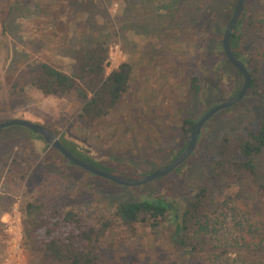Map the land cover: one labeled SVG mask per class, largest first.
Here are the masks:
<instances>
[{
    "label": "rangeland",
    "instance_id": "rangeland-1",
    "mask_svg": "<svg viewBox=\"0 0 264 264\" xmlns=\"http://www.w3.org/2000/svg\"><path fill=\"white\" fill-rule=\"evenodd\" d=\"M234 1L185 0L178 4L177 16L173 13L151 22L159 11H148L142 0H85L74 5L62 0L67 12L62 17L73 28L68 35L60 31L58 37L48 24L53 18L51 13H31L36 2L46 6V0H0L1 94L13 78L40 61L70 74L69 65L74 59L67 41L92 30L107 44L106 76L124 63L133 67L129 89L117 108L92 129L77 120L81 104L75 95H37L29 83L24 86L30 101L13 111L0 112V122L25 119L48 127L58 132L75 156L122 178L142 179L162 170L177 158L184 145V119L189 116L197 122L207 110L231 98L242 82L226 62L222 45L227 12ZM14 4L20 6L5 31L1 22L6 19L9 5ZM58 5L51 7L58 10ZM244 13L242 30L248 53L263 39L253 32L250 22L255 15L264 16V0H248ZM45 37L55 41L46 43L42 39ZM195 73L201 75L198 96L189 88ZM228 109L203 127L196 150L185 163L156 182L136 187L98 177L60 154V161L43 166V141L35 140L25 127L1 130L0 169L2 160L22 141L35 145L38 159L32 169L33 179L16 184L15 193L4 178L0 181V209L1 204L11 203L10 213L1 219L0 264H61L37 254L26 237L23 208L37 198L51 208L81 211L88 219H97L112 200L162 198L172 214L183 211L210 178L221 157L222 139L244 134L264 119V99L253 94ZM64 140L81 146L92 157ZM257 166L264 182V151L257 158ZM225 178L226 184L215 189L208 209L221 218L222 229L219 234L205 235L203 249H178L170 242L169 232L157 235L149 227L134 232L120 227L110 231L100 246L101 264H264V244H260L264 236V197L259 183L242 172H230ZM11 221L16 222V237L7 231V222Z\"/></svg>",
    "mask_w": 264,
    "mask_h": 264
},
{
    "label": "trees",
    "instance_id": "trees-1",
    "mask_svg": "<svg viewBox=\"0 0 264 264\" xmlns=\"http://www.w3.org/2000/svg\"><path fill=\"white\" fill-rule=\"evenodd\" d=\"M84 1L68 0L69 4L73 5ZM142 1L148 6V11L152 12L158 9L159 12H156L155 17L151 19V22H157L166 17L168 18L173 13L177 16L178 4L185 0ZM46 2V6L36 2L32 7L34 9L31 10L32 15L52 14L53 18L49 20L48 24L54 30V35L60 37V31L68 35L70 27H73L68 19L65 18L66 22L63 20L62 16H65L67 12L61 3L62 0H46ZM236 3L234 1L229 8L226 20L229 21L231 18ZM56 4H59L58 10L52 9L51 6ZM18 6L20 4L9 5L6 19L1 22V26L5 31L8 24H11L12 14L14 10L18 9ZM161 10L162 12H160ZM128 11L127 9L126 12L128 13ZM182 18H184V15H182ZM7 19L8 21H6ZM89 19L92 20V18ZM245 19L246 15L243 13L232 36V49L236 57L245 62L252 76L247 97L253 94L260 99H264V16L255 15L251 18L250 26L253 32L263 39L260 38L261 43L256 44L248 53L245 52L242 30ZM93 31L76 34L75 39H71L70 42L67 41L66 45L70 44L69 50L74 59L73 71L70 74L46 61H40L31 64L18 77L13 78L11 82L9 81L8 87L3 89L5 93H0V112L13 111L30 101L24 86L29 83L44 96L66 97L75 95L81 104L77 120L88 129L94 128L98 121L109 116L117 108L121 98L129 89L133 67L129 63H124L118 70L106 76L107 44L100 41ZM42 39L46 43L55 41L54 38L53 40L47 37ZM224 58L242 80L240 86L232 95L234 96L241 88L243 77L229 63L225 54ZM189 82V88L198 96L201 90V75L198 73L193 74ZM195 124L196 121L189 116L184 119L182 123L184 145L178 152L177 157L186 149ZM54 132L59 135L58 132ZM30 133L35 140H41L46 145L43 151V166L53 165L55 161L61 160L59 154H62L51 148L42 136L31 130ZM61 142L63 143L62 139ZM78 148L83 154L92 157L87 150ZM12 150V153L5 159H3L4 157L1 158L3 159V166L0 169V181L4 178V181L6 180V184L10 187V191L15 193L16 184L23 185L29 179H33L32 169L37 164L38 152L35 145L29 141H22L14 145ZM263 151L264 119L244 134L225 136L219 147L221 157L216 161L210 178L190 200L186 208L181 212L177 211L175 214L171 213L164 199H154L152 197L128 202L112 200L108 204L109 209L99 213L97 219H88L81 211L65 210L58 207L51 208L48 202L43 201L41 198L28 201L23 208L26 216V237L30 243H33V249L37 254L61 264H101L100 246H103L109 238L110 231L120 227L123 231L132 229L133 232L149 227L156 231L157 235L169 232L170 242L176 248L196 252L204 248L205 235L219 234L222 229L221 218L215 217L208 209L215 189L224 187L226 184L225 176L228 173L235 171L249 175L253 181L259 183L260 191L264 197V182L260 179L257 166V158L263 154ZM49 154H51L50 159L48 158ZM38 179L39 177L35 180ZM0 199H2V196H0ZM1 206L3 208L0 209V226L2 217L10 213L11 203H3ZM149 241H153V239L150 238ZM260 244H264V236L261 237Z\"/></svg>",
    "mask_w": 264,
    "mask_h": 264
},
{
    "label": "water",
    "instance_id": "water-1",
    "mask_svg": "<svg viewBox=\"0 0 264 264\" xmlns=\"http://www.w3.org/2000/svg\"><path fill=\"white\" fill-rule=\"evenodd\" d=\"M246 3L247 0H237L234 12L226 25L223 41H222L223 52L227 60L231 65H233L238 70V72L243 77L242 87L234 96L229 98L227 101L212 107L211 109L207 110L204 115H202V117L196 122V124L193 127L189 143L186 149L184 150V152L162 170H159L142 179H129V178L119 177L107 171L101 170L89 163H86L85 161L75 156L61 142L60 137L52 129L48 127H44L37 123H33L25 119H11L5 122H0V131L12 126L25 127L31 130L32 132L42 136L44 141L48 145H50L51 148L58 150L72 164L98 177L110 180L121 186H125V187L143 186L155 180H158L159 178L169 175L170 173L175 171L179 166L185 163L195 152L203 127L219 112L239 104L241 101H243V99L246 98V96L249 93L251 87V81H252L251 73L247 68L245 62L243 60L238 59L232 49V36L236 26L238 25L241 17L243 16Z\"/></svg>",
    "mask_w": 264,
    "mask_h": 264
},
{
    "label": "built area",
    "instance_id": "built-area-1",
    "mask_svg": "<svg viewBox=\"0 0 264 264\" xmlns=\"http://www.w3.org/2000/svg\"><path fill=\"white\" fill-rule=\"evenodd\" d=\"M113 58H111L112 60ZM119 68V67H118ZM116 71V70H115ZM7 231L13 235L14 237L17 236V230H16V222L15 221H11V222H7Z\"/></svg>",
    "mask_w": 264,
    "mask_h": 264
},
{
    "label": "crops",
    "instance_id": "crops-1",
    "mask_svg": "<svg viewBox=\"0 0 264 264\" xmlns=\"http://www.w3.org/2000/svg\"><path fill=\"white\" fill-rule=\"evenodd\" d=\"M63 20H64V22L66 21V19L65 18H63ZM71 35V34H70ZM71 39H73V38H71ZM72 41V40H71ZM70 42V41H69ZM72 45V44H71ZM69 46H70V44H69ZM74 46V45H73ZM73 46H72V48H73ZM73 64H74V61L73 62H71V64L69 65V70H68V72L69 73H71L72 72V66H73ZM35 90H37V89H35ZM35 93H37V95H41L42 93L40 92V91H35ZM43 95V94H42ZM60 139H62V138H60ZM66 143H69V144H72V145H76V146H78L77 144H75V143H73V142H70V141H68V140H64ZM78 147H80V148H82L81 146H78ZM84 149V148H83Z\"/></svg>",
    "mask_w": 264,
    "mask_h": 264
}]
</instances>
